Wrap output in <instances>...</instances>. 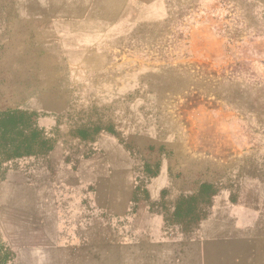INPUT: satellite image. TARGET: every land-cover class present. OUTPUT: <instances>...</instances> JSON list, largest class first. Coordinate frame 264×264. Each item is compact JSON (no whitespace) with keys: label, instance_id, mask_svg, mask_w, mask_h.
I'll list each match as a JSON object with an SVG mask.
<instances>
[{"label":"rangeland","instance_id":"1","mask_svg":"<svg viewBox=\"0 0 264 264\" xmlns=\"http://www.w3.org/2000/svg\"><path fill=\"white\" fill-rule=\"evenodd\" d=\"M7 111L6 264H264V0H0Z\"/></svg>","mask_w":264,"mask_h":264},{"label":"trees","instance_id":"2","mask_svg":"<svg viewBox=\"0 0 264 264\" xmlns=\"http://www.w3.org/2000/svg\"><path fill=\"white\" fill-rule=\"evenodd\" d=\"M30 116L26 112H17V111H7L0 115V139H5L6 134H17L18 138L16 141V144L13 148H9L6 151L7 158H16V157H22L27 155L34 154V145L35 141L34 138L37 137V131L32 128L31 122H30ZM9 140H13L12 138ZM211 190V185L203 184L201 186L200 195L203 194L207 195V193ZM196 198L193 197L189 201L195 203ZM184 201L179 202L178 207L183 203ZM177 207V208H178ZM187 212L185 213V217H190L194 219V211H195V205L187 204ZM177 214H180V210L177 212ZM7 255L2 252V249L0 248V264H6L7 262Z\"/></svg>","mask_w":264,"mask_h":264},{"label":"crops","instance_id":"3","mask_svg":"<svg viewBox=\"0 0 264 264\" xmlns=\"http://www.w3.org/2000/svg\"><path fill=\"white\" fill-rule=\"evenodd\" d=\"M217 247H222V246H224L225 247V245H222V244H220V245H216ZM218 251V250H217Z\"/></svg>","mask_w":264,"mask_h":264}]
</instances>
